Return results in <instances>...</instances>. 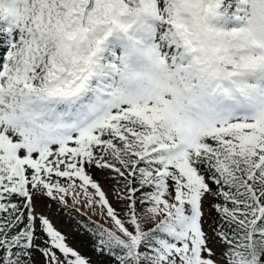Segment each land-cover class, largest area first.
<instances>
[{
    "label": "snow or ice",
    "instance_id": "snow-or-ice-1",
    "mask_svg": "<svg viewBox=\"0 0 264 264\" xmlns=\"http://www.w3.org/2000/svg\"><path fill=\"white\" fill-rule=\"evenodd\" d=\"M69 196L95 264H264V0H0V264H94Z\"/></svg>",
    "mask_w": 264,
    "mask_h": 264
},
{
    "label": "rangeland",
    "instance_id": "rangeland-1",
    "mask_svg": "<svg viewBox=\"0 0 264 264\" xmlns=\"http://www.w3.org/2000/svg\"><path fill=\"white\" fill-rule=\"evenodd\" d=\"M105 191H109L107 186L105 187ZM109 199L112 206L117 211H120L121 206L115 201L112 193H109ZM68 201L69 206L63 210H58L55 203H53L51 209L45 207L43 204H38L37 211L49 217L54 227L66 236L69 246L79 251L82 255L93 257L95 264L90 236L80 228V225L88 224L91 227H95L97 224L105 227L109 225L99 216V209L94 214L91 209L84 207L82 204L73 205L71 196L68 197ZM215 215L213 211L211 217H215ZM211 217L209 218V223H211ZM205 227L207 229V225ZM35 260L36 264H44L43 258L39 254L36 255Z\"/></svg>",
    "mask_w": 264,
    "mask_h": 264
}]
</instances>
